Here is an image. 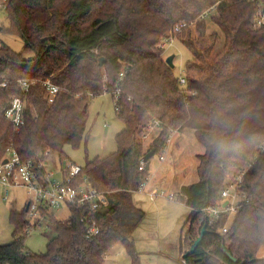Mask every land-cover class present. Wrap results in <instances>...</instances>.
<instances>
[{"label":"trees","instance_id":"1","mask_svg":"<svg viewBox=\"0 0 264 264\" xmlns=\"http://www.w3.org/2000/svg\"><path fill=\"white\" fill-rule=\"evenodd\" d=\"M257 1L264 7V0L9 1L5 10L9 26L0 28L20 36L32 55L26 57L0 43V81L8 82L2 92L27 98L20 129L0 114V159L10 146L24 161L46 160L51 153L65 156L66 145L78 147L85 137L90 99L105 92L114 96L118 87L116 112L124 128L116 135L117 150L88 161L77 179L88 177L108 196V207L95 212L101 233L85 237L82 217L89 209L74 205L68 218L49 219L56 235L46 253L34 254L25 246V231L34 227L26 209L19 214L12 211L16 232L21 234L0 244V264H103L118 241L135 255L132 229L140 210L132 195L149 174L139 169L140 160L153 147L158 152L167 144L171 128H192L205 147L198 154L199 180L176 192L178 200L191 207L185 222L191 242L203 227H196L200 209L216 204L227 175L257 155L239 186L247 199L228 233L222 236L216 231L225 224V215L213 224L206 221L204 240L184 257L185 264H242L243 260L264 264V255H259L264 249V152L259 150L264 146V28L254 26ZM206 10L209 15L202 21L200 15ZM210 18L216 28L209 36L215 45L220 41L217 56H223L212 65H198L203 57L212 56L214 47L202 51L193 41L181 42L184 29L177 38L192 59L183 85L159 44L182 22H199V34L204 36ZM195 66L198 79L189 73ZM20 79L32 83L30 92L22 91ZM46 79L59 86L51 103L45 97ZM154 118L163 128L145 148L143 134Z\"/></svg>","mask_w":264,"mask_h":264},{"label":"rangeland","instance_id":"2","mask_svg":"<svg viewBox=\"0 0 264 264\" xmlns=\"http://www.w3.org/2000/svg\"><path fill=\"white\" fill-rule=\"evenodd\" d=\"M193 23L191 28H187V31L180 37L181 42L193 41L202 51L205 50V47H214L212 56L203 57L197 64L206 67L216 63L223 55L217 56V51L221 49V46H218L220 41L218 40L215 45L214 40L209 36L216 28L214 20L206 19L207 31L204 36L199 34V22L193 21ZM0 26L5 28L9 26L7 11H0ZM180 40L176 38L174 42L168 44L164 54L166 57L174 54L175 72L180 76H186V66L192 59V53ZM1 42L9 45L14 51L23 53L26 57L32 55V52L25 50V42L20 36L0 28ZM201 42L203 46L200 45ZM189 73L197 79L200 77L196 66ZM116 110L115 98L109 92L90 99L89 119L81 144L78 147L66 145L63 149L65 156L51 153L46 158V168L50 171L49 173L52 172V179L63 180L64 161L68 164L76 163L84 168L88 161L96 157L108 156L117 150L116 135L124 128V123L118 117ZM143 142L147 148L151 140ZM168 143L164 152L160 151L151 157L145 188L135 191L132 195L135 204L145 212L143 219L136 225L133 232L137 251L145 252V254H140L143 260L142 264H148L144 260L147 255L151 259L153 258L150 264H157V257L153 254H157L159 245L164 244L166 247H172L175 243L178 247L177 252H179L180 242L183 246L186 243L185 231L182 239L180 237L184 221L191 210L190 207L176 200V197L172 199L170 195L178 192L182 185L193 184L199 180L197 166L200 160H198V154L203 153L205 147L199 142L192 128L177 130L172 134ZM161 153L165 154L164 161H160ZM4 195L5 189L0 185V244L10 243L16 238V225L12 220V211H16L18 214L24 212L26 203L30 199L27 189L23 187L12 189L7 200L4 199ZM51 212L53 213L51 217L55 219H66L70 215V209L66 204H63L59 209H51ZM55 235L54 225L45 221L30 230L25 238V246L34 254L46 253L48 243ZM172 250L173 248L167 254H170L178 263L171 264H180L177 259L179 257H176L179 256V253H171ZM259 255H264V249L260 250ZM126 258L131 260L124 243L118 241L109 249L104 264H116L125 261ZM115 259L117 261H114Z\"/></svg>","mask_w":264,"mask_h":264},{"label":"built area","instance_id":"3","mask_svg":"<svg viewBox=\"0 0 264 264\" xmlns=\"http://www.w3.org/2000/svg\"><path fill=\"white\" fill-rule=\"evenodd\" d=\"M9 1L0 0V11L7 9ZM252 1L255 2L256 0ZM256 3H258V9L254 15V26L260 29L264 28V7L258 1ZM209 12L210 10H206L200 15V19L207 17ZM193 24V22L189 24L186 22L176 24L170 34L160 42L159 47L164 51L168 44L174 42L177 36L183 33L182 31L184 29L191 28ZM124 76L125 73L122 71L120 78L123 79ZM180 80V83L183 85L188 81L186 76H180ZM18 84L25 94L30 92L31 82L20 79ZM7 86V81H0V114L5 116L10 122H13L17 129H20L25 124L27 98L21 94L6 96L2 91ZM43 86L48 102H53L57 93H59V86L54 84L50 79H46ZM120 95L121 88L118 87L114 91L115 107L117 110H120L118 102ZM146 126L143 134L144 141H152L157 136L159 130L163 128L161 121L157 118L151 119ZM154 132L156 133L155 135L153 134ZM174 132H176V129L171 128L166 141L167 144H169L168 142ZM167 144L158 150V152H164ZM259 150L260 152H264V146ZM158 152L156 151V153ZM159 158L160 161H164L166 159L165 154L161 153ZM143 159L142 157L140 160V170L146 169V162ZM253 159L238 172L227 175L228 182L220 191L221 193L216 204L208 205L200 209L196 219V227L198 229L206 225V221L209 224H213L217 219L225 215V224L217 227L216 231L222 236L228 233L239 206L247 199V193L239 190V186L243 183L247 170L257 159V155ZM46 163V160H40L38 162L33 160L24 161L16 149L10 146L7 154L0 159V185L5 189L4 199H8V195L12 189L20 187L26 188L30 196V199L27 201L28 203H26L27 217L34 227L45 221L50 224L49 219L53 215L51 209H59L63 204H66L69 209L74 205H85L88 207L89 213L82 217V221L84 222V235L86 238L98 236L102 231V226L95 217V212L108 207V196L93 186L86 176L80 182L77 181L78 177L83 173V167L80 165L73 162L68 164L67 162L64 168L63 180L59 181L52 179V172L49 173L50 171L47 170ZM147 180L148 176L142 181L139 189L145 188ZM170 197L174 199L176 195L171 194ZM30 230L31 228H28L25 233L28 234ZM16 233V236H20L21 234L20 232Z\"/></svg>","mask_w":264,"mask_h":264},{"label":"crops","instance_id":"4","mask_svg":"<svg viewBox=\"0 0 264 264\" xmlns=\"http://www.w3.org/2000/svg\"><path fill=\"white\" fill-rule=\"evenodd\" d=\"M175 195H176V193H175ZM176 200H178L177 197H176ZM178 201L181 202V203H183V204H185L184 202H182L180 200H178ZM133 202H134V200H133ZM134 204H135V202H134ZM136 206L139 208L140 213L135 216L136 217L135 218V221L136 222H134L135 225H134V228L132 229V237L133 238L131 239L133 242L135 241L134 240L135 237L133 236L134 229H135L136 225L141 222V220L143 219V217L145 215V212L143 211V209L140 206H138V205H136ZM186 206L189 207L188 205H186ZM124 217H125L124 220H127V221L130 220L129 213H126ZM188 217H187V219H188ZM187 219L184 221V223L187 221ZM185 224H183L182 234H181V237H180L182 239L183 232L185 231L186 232V243H185V245L183 246L182 243L180 242V244H179V250H178L179 252H177L178 247H177V245L175 243L172 245V247L171 246H167L166 247L164 244L159 245V248L157 249L158 250L157 254H153V255H156V257L160 260L159 261L156 258L157 264H171V263L177 262V261L174 260V258H172V256L170 254H167V253H169V251L172 248H173V250H172L173 252H171V253H176V254L179 253V256H176L175 255L176 257H179V258H177L178 261H179V263L180 264H185V262H184V253L189 248V245H190L189 244V241L191 243V240H192V239H190V235L191 234H190V232L188 230V227L185 226ZM124 245H125L126 249L128 250V247L126 246L125 243H124ZM134 246H135V242H134ZM135 250H136V252H135L136 254L135 255H133L132 253H130V251H128V253L131 256V260L126 258L125 261L117 262L116 264H142L143 260H142V257H140V254L141 253H144L145 254V252L144 251H141V252L137 251L136 246H135ZM106 260H107V254L105 256L104 263L106 262ZM144 260H145V262H147L148 264H150L153 261V258L151 259V257L149 255H147V256L144 257ZM114 261H117V259H115Z\"/></svg>","mask_w":264,"mask_h":264},{"label":"water","instance_id":"5","mask_svg":"<svg viewBox=\"0 0 264 264\" xmlns=\"http://www.w3.org/2000/svg\"><path fill=\"white\" fill-rule=\"evenodd\" d=\"M174 57L175 55L172 54V55H169L167 58H166V62L171 66V67H174V63H173V60H174ZM104 59H101L100 63L103 62ZM156 153V148L153 147L152 149H150L149 151L146 152V154L143 156V161L146 162V169L149 170L150 168V159L152 156H154ZM63 167L65 168L66 167V161L63 162ZM207 229H206V226L204 225L201 229V232L200 234L198 235V237L192 241L189 245V248L187 249V251L184 253V257L187 256L190 252H193L201 243L202 241L204 240V235L206 233ZM227 255L230 256V259L234 262H238V259L233 256L231 253L227 252ZM248 261L247 260H243L242 261V264H245L247 263Z\"/></svg>","mask_w":264,"mask_h":264}]
</instances>
